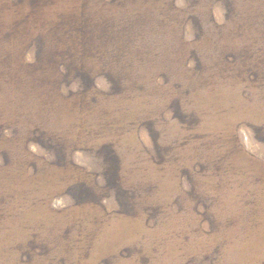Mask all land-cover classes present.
Returning a JSON list of instances; mask_svg holds the SVG:
<instances>
[{"label":"rangeland","instance_id":"1","mask_svg":"<svg viewBox=\"0 0 264 264\" xmlns=\"http://www.w3.org/2000/svg\"><path fill=\"white\" fill-rule=\"evenodd\" d=\"M0 264H264V0H0Z\"/></svg>","mask_w":264,"mask_h":264}]
</instances>
